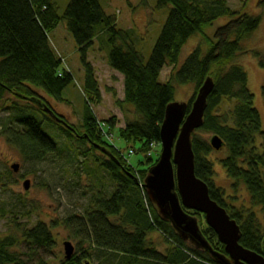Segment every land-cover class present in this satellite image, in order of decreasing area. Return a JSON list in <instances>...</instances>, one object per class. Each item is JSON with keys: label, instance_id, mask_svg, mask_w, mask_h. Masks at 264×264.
Instances as JSON below:
<instances>
[{"label": "trees", "instance_id": "trees-1", "mask_svg": "<svg viewBox=\"0 0 264 264\" xmlns=\"http://www.w3.org/2000/svg\"><path fill=\"white\" fill-rule=\"evenodd\" d=\"M156 2L158 9L170 11L146 62L135 48L133 31L118 29L116 19L105 13L102 0H71L62 18L56 0H0V114H9L1 124V134L20 153L22 165L41 164L68 151L72 160L90 159L96 167L92 171L108 175L114 188L108 197L102 192L95 194L83 215L63 221V227L78 242L77 253L70 261L54 254L56 239L52 228L57 224L50 227L38 222L29 228L8 220L6 236L0 238V264H217L207 252L185 243L172 225L160 218L142 187L160 158V152L155 156L151 146L161 148V128L167 107L175 102L177 86L195 88L189 113L208 79L214 82V90L208 98L204 126L192 140L195 175L209 187L210 198L238 224L240 245L264 258V153L257 147L264 132L248 74L236 64L239 56L247 54L242 44L259 29L261 19L233 12L226 0ZM221 18L231 21L218 30L216 42H208L206 55L201 47L197 48L177 71L185 45L196 36L204 37L207 43V28ZM63 21L82 55L85 73L86 109L80 127L69 125L51 104L65 102L64 92L74 82L73 74L62 70L65 61L55 53L49 38ZM97 39L105 47L108 44V65L123 77L124 101L117 105L133 107L136 115L125 128L116 131L118 138L130 152H138L139 146V153L144 155V161L139 163L142 169L131 166L108 140L115 131L116 119L99 122L93 112V104L101 103L102 96L87 55ZM252 54L262 59L259 53ZM261 66L264 67L262 61ZM166 67L175 70L169 82L163 84L160 77ZM225 102L234 103L228 113L221 112ZM46 109L63 123L46 114ZM44 123L57 130V134L51 132L56 141L43 132ZM197 133L223 141L221 152H226V157L219 163L234 193L245 189L249 208L237 207L241 196H229L226 189L217 187L212 161L217 152ZM59 138L64 141L63 148ZM188 214L198 219L212 249L225 255V247L214 231L202 229L205 217L195 212ZM155 233L167 245L163 252L151 239Z\"/></svg>", "mask_w": 264, "mask_h": 264}, {"label": "rangeland", "instance_id": "rangeland-1", "mask_svg": "<svg viewBox=\"0 0 264 264\" xmlns=\"http://www.w3.org/2000/svg\"><path fill=\"white\" fill-rule=\"evenodd\" d=\"M70 1L56 0L58 14L61 18L64 16ZM226 1L233 12L261 19L259 29L242 44L247 54L239 56L236 64L248 74L249 89L254 96L255 109L261 116L264 132V67L261 66V61L264 62V0ZM102 4L107 16L116 19L118 29L133 31L135 48L147 62L166 23L170 8L158 9L156 0H146V3L143 0H102ZM230 21V18H221L213 26L208 27L205 32L207 43L202 36L192 38L181 53L177 71L197 48L201 47L204 55H206L209 49L208 42L210 40L216 42L218 30L227 26ZM49 38L55 53L65 61L62 70H68L74 76L73 84L64 92L65 102H52L51 104L54 111L63 117L69 125L80 127L86 109L82 55L68 33L64 21L49 35ZM108 47V44L105 47L97 39L87 55L88 62L95 69L102 96L101 103L93 104V112L99 122L116 119L115 131L112 132L113 135L108 136V140H111V143L120 150L131 166L142 169L144 167L140 166L139 163L144 161V155L139 153V146H136L138 152H130L126 144L118 138L116 132L125 128L126 123L134 120L136 115L133 107L126 105L119 107L117 105V102L124 101V81L123 77L114 72L108 65ZM252 53H259L262 58L261 61ZM174 70L173 67H166L161 74L160 82L163 84L169 82ZM194 96L195 88L193 86H177L175 103L189 104ZM233 106V102H225L221 112L228 113ZM8 117V113L0 114V127ZM42 130L53 140H57L53 135L57 134V130L49 129V125L46 123L43 124ZM197 136L208 141V143L211 140V136L203 133H197ZM59 142L63 148L64 141L59 138ZM257 147L260 153H264V138L258 140ZM161 151L162 148L157 145L151 146V152L155 156L159 152L161 154ZM97 156L102 157L100 153H97ZM224 157H226V152H217L212 157L216 172L215 183L218 188L226 189L229 196H241L236 202L237 207L244 205L249 208L250 200L245 189L242 187L237 194L232 190V183L219 163V160ZM71 158L67 151L62 156H52L48 161L41 164L22 165L20 153L9 145L0 129V238L6 236L8 220L26 224L29 228L38 222L46 223L50 227L52 224H57L52 228V233L56 239L54 254L64 259L65 243H71L75 248V254L77 253L78 242L73 240L71 232L63 227V221L73 215H83L95 194L102 192L108 197L114 188L108 175L102 172L96 174L92 171L96 167L90 159L80 158L77 161ZM16 164L20 165L18 173H15L11 168ZM87 165L90 166V170L87 169ZM26 180L31 181L29 191H25L23 186ZM257 213L263 219L260 209H257ZM206 228L209 227L204 218L202 229L205 230ZM151 239L156 242L162 252L167 247L160 234H152Z\"/></svg>", "mask_w": 264, "mask_h": 264}, {"label": "water", "instance_id": "water-1", "mask_svg": "<svg viewBox=\"0 0 264 264\" xmlns=\"http://www.w3.org/2000/svg\"><path fill=\"white\" fill-rule=\"evenodd\" d=\"M213 90L214 82L208 79L197 93L189 113L186 103L174 102L167 107L160 134V158L149 170L142 187L160 218L170 223L185 243L207 252L217 264H264L262 256L240 245L241 231L238 224L210 198L209 187L195 175L193 135L204 126L208 98ZM45 112L59 124L63 123L50 110L46 109ZM210 145L216 152L224 149V143L218 137H213ZM11 168L18 173L20 165ZM23 186L25 191H29L31 181L26 180ZM188 212L205 217L206 224L225 247V255L212 249L203 236L198 219ZM64 251L66 261L75 255L71 243L64 244Z\"/></svg>", "mask_w": 264, "mask_h": 264}, {"label": "built area", "instance_id": "built-area-1", "mask_svg": "<svg viewBox=\"0 0 264 264\" xmlns=\"http://www.w3.org/2000/svg\"><path fill=\"white\" fill-rule=\"evenodd\" d=\"M132 155V154H131Z\"/></svg>", "mask_w": 264, "mask_h": 264}]
</instances>
